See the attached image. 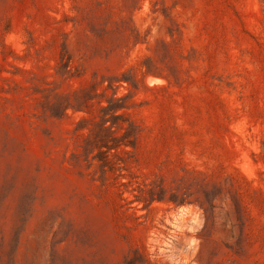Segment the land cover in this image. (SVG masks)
<instances>
[{
  "label": "rangeland",
  "instance_id": "1",
  "mask_svg": "<svg viewBox=\"0 0 264 264\" xmlns=\"http://www.w3.org/2000/svg\"><path fill=\"white\" fill-rule=\"evenodd\" d=\"M0 264H264V0H0Z\"/></svg>",
  "mask_w": 264,
  "mask_h": 264
}]
</instances>
